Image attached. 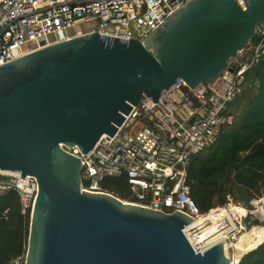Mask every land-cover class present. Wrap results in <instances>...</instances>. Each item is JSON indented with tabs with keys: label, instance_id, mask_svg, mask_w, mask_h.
<instances>
[{
	"label": "water",
	"instance_id": "water-1",
	"mask_svg": "<svg viewBox=\"0 0 264 264\" xmlns=\"http://www.w3.org/2000/svg\"><path fill=\"white\" fill-rule=\"evenodd\" d=\"M242 2L190 0L143 40L84 33L0 65V169L38 185L25 264H233L225 239L195 250L187 214L81 190L80 159L61 145L86 153L132 105L230 70L264 30V0Z\"/></svg>",
	"mask_w": 264,
	"mask_h": 264
},
{
	"label": "built area",
	"instance_id": "built-area-1",
	"mask_svg": "<svg viewBox=\"0 0 264 264\" xmlns=\"http://www.w3.org/2000/svg\"><path fill=\"white\" fill-rule=\"evenodd\" d=\"M188 1L0 0V65L42 47V41L50 45L84 33L143 40ZM238 2L243 5L242 0ZM88 22L94 26L77 28ZM263 57L264 30H260L257 40L249 39L229 60L231 69H225L211 82L191 88L184 80H176L156 102L145 98L137 106L132 105L114 134L101 135L86 153L82 154L77 146L61 145L80 159V189L116 195L101 182L107 177H122L134 198L132 203L156 211H180L195 220L222 208L236 227L232 241L250 225H263L254 216L257 205H263L264 194L240 204L227 193L223 204L201 212L190 197L187 181L192 159L216 142L222 127L233 123L229 104L239 93L246 72ZM37 190L33 175L20 177L18 172L0 169V195L14 192L22 215L30 216ZM212 224L218 226L215 233L226 227L227 220L221 218ZM212 224L205 221L203 226L210 229ZM193 232L186 235L184 231L189 242L190 238L196 239ZM208 247L200 250L196 246L195 250L201 252ZM5 264H25V253Z\"/></svg>",
	"mask_w": 264,
	"mask_h": 264
},
{
	"label": "trees",
	"instance_id": "trees-1",
	"mask_svg": "<svg viewBox=\"0 0 264 264\" xmlns=\"http://www.w3.org/2000/svg\"><path fill=\"white\" fill-rule=\"evenodd\" d=\"M243 85L229 104L233 123L220 129L211 152L199 153L187 168L189 194L201 212L223 204L227 193L240 204L264 194V57L246 72ZM104 180L102 186L109 192L124 201L134 200L124 178ZM28 224L29 215L20 213L17 195H0V264L25 252ZM248 232L250 239L242 241L244 252L237 264H264V233L260 226H251Z\"/></svg>",
	"mask_w": 264,
	"mask_h": 264
},
{
	"label": "bare ground",
	"instance_id": "bare-ground-1",
	"mask_svg": "<svg viewBox=\"0 0 264 264\" xmlns=\"http://www.w3.org/2000/svg\"><path fill=\"white\" fill-rule=\"evenodd\" d=\"M258 203L259 202H257L256 204ZM263 206H264V199H263V205L261 206L257 205V209H256V214L258 215L259 213L262 219H264V210H261ZM230 209L232 212H235V209L233 207H231ZM212 211L213 213H211ZM212 211H210L208 215L202 216L190 222L185 227L184 231L186 235H188L189 231H194L193 233H196L193 235L196 239L194 240L190 238V242H192V245L194 247L198 246L200 250L225 239V242L227 245V256L232 260L233 264L238 263L241 257V254L244 252L242 241H248L250 239L248 230L252 225H250L247 230L240 233V235H238L236 239L232 241L231 238L234 236V233H235L234 231L236 227L233 221L231 220V217L228 211L222 208H217ZM221 218H224L225 220H227V225L225 228L214 233L213 231L217 230L218 226L212 223L218 221ZM205 221H207L208 224H212L211 225L212 228L207 229L206 228L207 226L204 227L203 223ZM260 226L264 228V225H260ZM263 233H264V230H263ZM263 241H264V238L261 240V242Z\"/></svg>",
	"mask_w": 264,
	"mask_h": 264
},
{
	"label": "rangeland",
	"instance_id": "rangeland-1",
	"mask_svg": "<svg viewBox=\"0 0 264 264\" xmlns=\"http://www.w3.org/2000/svg\"><path fill=\"white\" fill-rule=\"evenodd\" d=\"M93 26H94L93 22H88V23H85V24H82V25H81V24H78V25H77V28H78V29H82V30L84 29V30H85V29H87V28H91V27H93ZM69 32H73V28H70V29H69ZM246 87H248V83L244 84L242 89H244V88H246ZM233 102H234V101H233ZM215 145H216V144H213L210 148L205 149L203 152H201V154H200L199 156H205V155H207L209 152H211V150H213V148L215 147ZM101 184H102V185H106V180H103V181L101 182ZM129 194H130V193H129ZM229 195H230L231 197H233L231 194H229ZM254 218H255V219H257V218L260 219V220L263 222L262 224L264 225V219L261 218V216H260L259 213H258V215L256 214V215L254 216ZM258 219H257V220H258ZM257 220H255V221H257ZM252 226H254V225H252ZM258 226H260V225H258ZM260 228L262 229V231L264 230L263 227L260 226ZM238 235H240V234H237L236 237H237ZM238 241H239V239H238ZM24 253H25V252H24Z\"/></svg>",
	"mask_w": 264,
	"mask_h": 264
}]
</instances>
